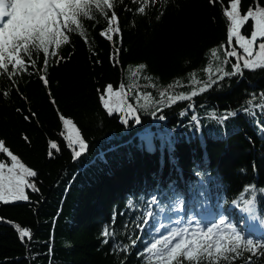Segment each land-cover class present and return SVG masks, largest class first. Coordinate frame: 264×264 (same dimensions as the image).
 I'll list each match as a JSON object with an SVG mask.
<instances>
[{
  "label": "trees",
  "instance_id": "obj_1",
  "mask_svg": "<svg viewBox=\"0 0 264 264\" xmlns=\"http://www.w3.org/2000/svg\"><path fill=\"white\" fill-rule=\"evenodd\" d=\"M256 3L241 0V13ZM258 4L264 7V0ZM125 5L138 6L131 0L117 4L122 32L114 36L115 43L100 35L103 18L95 26L85 21L87 42L70 34V43L58 50L60 62L54 60L46 71L30 69L32 75L17 77L18 82L0 76V91L10 92L7 98L0 95V140L37 173L28 178L35 188L25 189L28 200L0 202V264H144L138 253L160 223L174 227L180 217L203 220L210 212L213 222L226 217L246 236L264 240V230L249 224L240 200L254 186V207L264 227V113L243 110L253 94H264V70L225 77L191 101L160 105L159 93L169 85L179 81L168 91L188 93L198 87L190 74L199 81L208 78L206 69L217 63L213 48L231 61L221 65L231 71L236 61L224 55L231 49L222 14L228 0H161L144 15L125 11ZM250 31L251 21L245 34ZM211 75L218 78L215 71ZM109 85L124 89L127 102L138 109L127 124L122 113L109 115L102 105L101 94ZM138 94H150L154 106L139 108L143 100L132 99ZM232 112L236 115L221 119ZM61 117L72 121L88 145L79 158L67 147ZM146 131L152 134L151 145L142 136ZM50 142L59 147L51 157ZM0 161L10 159L0 153ZM149 209L155 215L140 231L137 225ZM105 227L115 232L108 243ZM18 229H28L31 238L22 240ZM137 237L127 253L116 250ZM253 264H264V257Z\"/></svg>",
  "mask_w": 264,
  "mask_h": 264
},
{
  "label": "snow or ice",
  "instance_id": "obj_2",
  "mask_svg": "<svg viewBox=\"0 0 264 264\" xmlns=\"http://www.w3.org/2000/svg\"><path fill=\"white\" fill-rule=\"evenodd\" d=\"M160 2L161 0H131V3L138 6L132 9L125 5L124 10L144 15L151 5H158ZM209 2L215 4L217 0H209ZM220 2L223 4V0ZM117 4H124V0H10V2L0 0V76L6 77L9 81H17V77L25 73L32 75L30 69L37 72L46 71L54 60L60 62L63 57L59 56L58 50L62 45L70 43V34H78L87 42L85 21H92V26H95L97 20L103 18L106 27L100 35L115 43L114 36L122 32L119 16L115 10ZM240 5L241 0H228V5L222 13L227 21V44L231 49L225 51L224 55L234 57L236 61L231 65V71L221 66L231 61L221 59L217 48L211 49V57L217 63L215 69L211 65L206 69L209 73L208 78L199 81L195 79V73L190 74L193 84L198 87L191 88L188 93L168 91L179 86V81L175 85H169L168 89L159 93L162 107L171 106L178 101H191L225 77L242 76L245 70L251 72L264 70V7H260L257 0L253 7H249L247 12L242 14ZM162 15L163 12H160L157 19ZM249 21H251V31L250 35H246V25ZM237 46L241 51L237 50ZM220 48H224V45H220ZM39 57H42L41 68L37 67L40 63ZM144 67V65L138 66L139 69ZM213 71L218 74V78H213L211 75ZM133 75L135 76L136 73L133 72ZM39 79L45 86L48 85L46 76L41 75ZM12 87L14 89L15 84ZM0 95L7 98L10 92L0 91ZM106 95L108 99L105 98ZM112 97L118 98L115 106L110 103ZM132 99H142L139 108L144 110L154 106L150 94H138ZM101 102L109 115L114 112L122 113V122L125 124L138 110L127 102L122 91H114L111 85L101 94ZM246 105L243 110L248 115H255L257 109L264 113V94H260L258 98L253 94ZM152 114L155 115L154 112ZM235 115L234 112L228 113L221 119L227 120ZM24 118L29 119L28 116ZM61 119L67 129V135L64 136L67 147L72 149L74 158H79L87 151L88 145L71 120L63 117ZM159 119L164 120L165 117L160 115ZM135 122L140 123L139 118H135ZM69 125L72 127L69 128ZM24 139L28 138L24 137ZM52 149L59 150L56 142H50V157L53 155ZM0 153L6 154L11 162L9 165L0 161V202L8 204L10 201L28 200L25 189L33 187L28 178L35 177L37 173L21 163L19 158L6 147L3 140H0ZM33 191H35L34 187ZM254 193V186L248 187L240 197L246 205L243 211L249 214L254 213ZM245 195L249 198L246 199ZM150 203L155 204V199ZM128 207L130 209L134 207L131 200L128 202ZM160 211L163 212L164 209L161 208ZM154 215L151 209L143 214L141 224L137 225L140 231H144L143 226L148 225ZM174 223L176 227L160 223L154 228L156 235L138 253L143 258L144 264H184L185 261L188 264H234L236 260H243L244 264H253L254 259L264 257V240L246 236L226 217L221 216L216 222L207 225L192 219H189L187 225H182L180 219L175 220ZM193 224L195 227H192ZM124 227L127 228V225ZM164 228L168 231L166 234H161V229ZM18 230L22 240L24 237L31 238L28 229ZM114 235L113 229L105 227L104 243H108ZM137 239L139 237L132 239L130 246H117L116 250L127 253L130 247L136 245ZM245 253L248 255L245 256Z\"/></svg>",
  "mask_w": 264,
  "mask_h": 264
},
{
  "label": "rangeland",
  "instance_id": "obj_3",
  "mask_svg": "<svg viewBox=\"0 0 264 264\" xmlns=\"http://www.w3.org/2000/svg\"><path fill=\"white\" fill-rule=\"evenodd\" d=\"M9 2H10V0H9ZM123 90L124 89H121L120 91H122L123 92ZM109 98V97H108ZM114 100L115 99H117L118 100V98L117 97H112ZM69 128H70V126H69ZM66 134H67V132H66ZM142 136H143V138L145 139V142L148 144V145H151L152 143H151V138H152V134H151V132H149V131H146V132H143L142 133ZM10 163L11 162H9L8 164L10 165ZM246 206V205H245ZM248 213V212H247ZM254 213H255V211H254ZM254 213H252V214H254ZM257 223V220H256V217H254V224H256ZM181 224L182 225H185L184 223H182V220H181ZM177 226V225H176ZM192 227H195V224L192 226Z\"/></svg>",
  "mask_w": 264,
  "mask_h": 264
}]
</instances>
